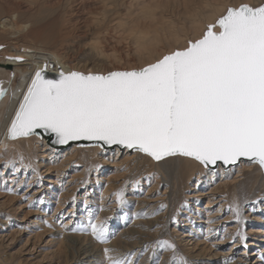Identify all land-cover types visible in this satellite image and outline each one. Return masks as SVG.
<instances>
[{"label":"snow or ice","instance_id":"6c2138e0","mask_svg":"<svg viewBox=\"0 0 264 264\" xmlns=\"http://www.w3.org/2000/svg\"><path fill=\"white\" fill-rule=\"evenodd\" d=\"M45 68L32 77L7 130L9 139L42 130L56 145L86 140L98 147H126L157 162L186 157L209 168L234 166L245 158L264 168V4L228 7L200 38L143 67L61 70L56 78H48ZM6 94L0 87V99ZM9 165L19 171L15 162ZM116 195L125 202L123 190ZM229 210L244 223L239 204ZM87 228L98 242L108 243L104 221L90 217ZM236 238L247 247L242 228ZM157 244L172 250L170 264H190L176 254L175 244ZM113 251L104 249L108 264H134L128 256L110 255Z\"/></svg>","mask_w":264,"mask_h":264},{"label":"rangeland","instance_id":"374dc122","mask_svg":"<svg viewBox=\"0 0 264 264\" xmlns=\"http://www.w3.org/2000/svg\"><path fill=\"white\" fill-rule=\"evenodd\" d=\"M234 1H227L230 2L229 7L236 6ZM258 1L249 5L264 4V0ZM0 5L6 12L16 7L22 12L26 3L23 0H0ZM43 7L42 22L56 20L63 13L52 29L55 32L62 30L65 36L68 35L69 45L63 47L67 50L62 51L61 48V52L70 53L73 59H80L88 53V46L82 45V42L91 39L87 32L93 27L91 23L96 17L95 14L100 11L98 0H49ZM23 11L25 16L28 15L24 9ZM53 13L55 14L52 15ZM113 30L105 40L101 39V47L108 55L116 52L119 62L111 57V65L105 67L102 73L139 68L156 61H140L136 46L123 40L122 32ZM87 43H90V40ZM163 45V49H159L160 54L171 52L166 43ZM3 79L0 87L6 89L7 94L3 100L0 99V117L6 114L20 83V77L14 78L10 74ZM28 138L32 143L30 156L26 151ZM11 140L18 142V148L23 149V152L17 155L14 153L16 146L9 149L0 145V181L5 177L4 188L18 189V200L10 201L0 196V264H71L65 247L60 246V239L54 235L58 229L63 228L66 223H70L69 228L78 227L85 223V218L91 217L94 223L104 221L110 234L117 235L122 229L120 218L129 210L127 203L133 195H142L141 197L148 199L150 204L166 205L163 209L159 206V215L162 216L163 222L158 237L147 245V250H142L135 257L134 264L146 257L147 251L152 252V258L158 254L159 257L155 261L158 264L165 248L159 247L157 242L163 240L175 244L176 254L192 263L194 260H211L224 256L238 264H264V202L261 201V198H264V187H261L264 168L257 163H250L251 167H242V160L228 169L223 168V171L219 167L203 168L202 172H195L188 181L181 178L182 180L174 186L166 184L163 180H156L158 173L153 162L157 161L146 154L148 160L142 161L144 153L137 151L99 147L97 156L91 160L89 156L93 155L95 145H80L74 152L73 146L64 149L51 146L46 139L38 135ZM182 158L185 157H169L163 161L174 162L178 168L185 162ZM9 161L15 162L19 171H15L11 165L5 167ZM105 178L116 184V188L103 195L105 181L102 179ZM11 179H15L13 184ZM136 181L140 183L137 185ZM99 183L100 189L97 190ZM60 188L69 190L70 195L66 200L64 197L60 198L62 201L59 199ZM121 190L124 203L118 202L116 195ZM234 194L240 198L243 224H238L234 212L229 210V206L234 204ZM100 200L110 208L111 216L99 215L94 201ZM59 203L61 207H58ZM238 228H242L248 237L247 247H244L239 238L233 239ZM75 229L77 230L74 233H79L77 236L91 238L89 241L98 245L105 244L98 242L88 231L86 233L85 230H80L81 228ZM45 230L51 232L44 233ZM167 250L166 252L170 253V264L173 252L171 249ZM132 257V254L130 257L128 255L129 259ZM107 263L106 259L100 262Z\"/></svg>","mask_w":264,"mask_h":264},{"label":"bare ground","instance_id":"6f19581e","mask_svg":"<svg viewBox=\"0 0 264 264\" xmlns=\"http://www.w3.org/2000/svg\"><path fill=\"white\" fill-rule=\"evenodd\" d=\"M23 1L26 3L23 9L28 13V15L26 14L27 17L23 14V9L21 12L16 7L6 12L0 5V82L4 80L3 78L9 77V74L14 78L20 77L18 89L15 92L13 91L14 96H11L12 100L8 105L7 112L3 117H0V145L9 149L16 146V152L14 153H17V155L18 153L22 154L23 149L18 148V142L14 143L8 138L7 130L27 91L28 85L31 83L32 77L39 68H45V65H47L45 68L46 73L55 75H58L61 70L65 72L72 70L81 72H103L105 67L111 65V57L119 62L118 57H116V52L108 55L105 49L101 47V39L110 35L113 29L122 32V39L130 41L136 46L140 61L153 62L154 60L162 58L163 54H160L159 49L165 46L163 45L164 43L170 47L169 50L174 51L178 48L186 47L188 40L200 38L206 30V26L210 23H215L221 15L225 14L230 4V2H227L229 0H98L101 6L99 9L100 11L95 14L96 17L93 18L91 23L93 27L89 29V33L87 32V34H90L87 36H91V39H89L90 43H87L89 40L85 39L86 37L83 38L81 36L85 39L84 42L81 41L82 45L88 46L89 51L82 58L73 59L69 55L70 53L61 52V48L69 45L68 35L65 36L62 30L57 32L54 30L52 31L63 13L58 19L56 18V20L54 19L47 23L42 22V9L44 5L48 4L49 0ZM256 1L258 0H235L234 5L238 6L241 2L251 4ZM63 11L65 12V10ZM54 14L55 13L52 15ZM48 20L50 19L48 18ZM64 49L67 50L63 48L62 51H64ZM3 50L4 52H2ZM10 57H23V60L9 59ZM47 141L51 146L58 147V145L50 143L49 140ZM26 142L28 145L26 151L30 156L32 152L31 139H26ZM71 146H73L72 150L74 152L77 148H80L78 147L80 145L76 143ZM98 148L99 147L96 146L92 151L93 155L89 156L91 160L97 156V151H99ZM144 156L145 157H141L142 161L147 159L145 154ZM182 159L185 162L178 168L175 166L174 162L170 163L171 161L162 160L163 162L160 161L161 163L153 162L158 173L156 180H163L168 185L176 186V183L180 182L181 178H184V181H188V179L195 175V172L203 171L204 167L199 162L186 157ZM242 162V167H251L250 163L252 162ZM218 167L223 171L224 167L222 165H218ZM102 180L105 181L103 195L116 188V184H112L108 178ZM5 181V177L0 181V196L8 198L10 201L18 200V189L8 191L7 189L12 188H4ZM10 181L13 184L15 179H11ZM256 185L257 184H255V186ZM261 187H264V181ZM99 189L100 183L97 187V190ZM59 192V199L61 197L65 199L70 195L69 190L66 188H60ZM141 196L133 195L131 200L128 201L127 207L130 211H126L127 213L123 214L122 218H120V223L122 224L121 232L112 236L108 231V243L106 244H95V242L89 241L91 238H83L77 236L79 233L77 235L74 233L75 228H87L89 219L86 218L84 219L85 223H82L83 226L80 224L78 227L69 228L70 223H66L63 228L58 229V232L54 235L58 240L60 239V246L63 245L65 247V253L67 257L70 258L71 264H100L102 260H107L104 253L105 248L113 249L114 251L110 253V255L113 256L124 257L129 255L130 257L132 254L133 257L130 259L134 262L135 257H137L142 250L144 251V249L148 247L147 245L155 241L158 237L163 222L162 216L159 215L160 205H157V203L156 205L150 204L151 202H149L148 199L142 198ZM233 196H235L233 198L234 204H239V196L236 194ZM101 198H103V196ZM58 207H61L60 203ZM94 207H96L100 213L99 215L105 217L111 216L112 212L110 208L106 207L102 200L94 201ZM86 231L91 234L90 228H87ZM50 232V230L44 231V233ZM166 251L168 250L165 249V253L159 258L160 261L158 264L169 263L170 253ZM145 255L146 257L144 256L139 259L137 264H149V262L150 264H156L155 261H157L159 257L158 254H155V257L152 258V252L147 251ZM192 257L193 255L191 258ZM225 259L230 258L220 256L211 260L199 259L194 260V263L190 262V264H224ZM230 260L231 264H238L232 259Z\"/></svg>","mask_w":264,"mask_h":264},{"label":"water","instance_id":"95a60500","mask_svg":"<svg viewBox=\"0 0 264 264\" xmlns=\"http://www.w3.org/2000/svg\"><path fill=\"white\" fill-rule=\"evenodd\" d=\"M47 74V76H48V78H56L57 77V75H55V74H52V73H46ZM40 134V136L42 137V138H44V139H47V140H49L50 141V143H52V140L54 139V137H52V136H50L49 134H47V133H43L42 132V130H37ZM79 144V145H96V143L97 142H92V141H86V140H81V141H70L68 144H66V145H58V147L59 148H65V147H70L71 145H73V144ZM53 144V143H52ZM102 148H104V149H115V148H118V149H120V150H125V149H127L126 147H121V146H118V145H113V146H103ZM128 151H130V152H133V151H135V150H131V149H127ZM248 161L247 159H245V158H242L241 159V161ZM240 162V161H239ZM238 162V163H239ZM237 163V164H238ZM223 166V165H222ZM231 166H233V165H229V166H223L225 169H228L229 167H231ZM216 167H218V166H215V167H213V166H210V168H213V169H215Z\"/></svg>","mask_w":264,"mask_h":264}]
</instances>
